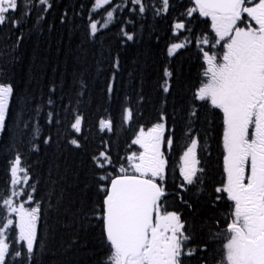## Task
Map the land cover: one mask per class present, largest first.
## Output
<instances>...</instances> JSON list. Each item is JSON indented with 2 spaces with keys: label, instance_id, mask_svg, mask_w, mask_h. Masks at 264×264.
Returning <instances> with one entry per match:
<instances>
[{
  "label": "snow or ice",
  "instance_id": "6c2138e0",
  "mask_svg": "<svg viewBox=\"0 0 264 264\" xmlns=\"http://www.w3.org/2000/svg\"><path fill=\"white\" fill-rule=\"evenodd\" d=\"M52 7L50 0H0V28L20 31L17 42L22 41V29L31 22L30 30H41ZM175 7L174 0L116 5L94 0L87 22L92 38L114 22L117 11L170 17L155 119L137 124L123 155L101 136L87 162L75 169L72 183H67L68 168L61 175L56 165L55 180L50 168L46 189L39 180L31 182L16 151L0 192V264H36L37 246L43 254L47 233L57 228L73 229L69 248H90L95 264H210L213 245L215 264H264V0H188L171 17ZM98 10L106 13L103 23L92 18ZM66 18L67 12L61 23ZM123 24L122 42L134 41L135 33L126 28L136 21ZM193 46L198 72L189 82L173 60ZM113 67L118 71V57ZM114 85L115 73L107 84L109 98ZM86 88L82 81L76 106L71 99L65 104L63 96L58 106L51 98L53 86L46 105L33 100L31 112L21 108L13 116L14 86L0 79V137H19L31 153H39L40 144L53 141L51 134L42 135L39 123L47 106L45 124L63 126L57 136L82 149L85 117L79 105ZM19 99L27 108L29 100ZM131 103L127 96L121 103V127L143 117L138 109L144 96L136 108ZM115 128L111 116L98 121L100 133ZM210 141H215V173L207 163L213 159ZM58 184L64 187L58 190ZM49 214L55 215L54 225Z\"/></svg>",
  "mask_w": 264,
  "mask_h": 264
},
{
  "label": "trees",
  "instance_id": "16d2710c",
  "mask_svg": "<svg viewBox=\"0 0 264 264\" xmlns=\"http://www.w3.org/2000/svg\"><path fill=\"white\" fill-rule=\"evenodd\" d=\"M53 7L45 13L46 22L42 24L39 31L30 30L31 22L22 31L24 38L17 42L20 31L13 30L9 26L0 28V79L11 82L15 89L12 101V114L23 108L25 112H31L35 104H45L49 98V90L55 86V94L51 97L59 106V98L64 97L67 104L69 99L76 106L77 93L80 91V83L86 85V91L80 98L82 103L79 110L83 113L85 120L81 142L82 149H75L68 145L63 135L57 136L59 131L64 133V127L45 124L44 113L51 109L43 108L40 118L42 135H52L51 145L40 144L39 153H31L29 145L22 143L17 137L15 141L9 137H0V192L6 187L9 180L8 162L16 151L22 153V167L28 168L32 177L31 182L40 181L41 188H49V169H52V179H57L56 165H59L61 175L65 168L69 169L67 183H72V176L81 162H87V156L100 144V138L111 139L113 151L123 150L126 143L130 142L132 130L137 124L154 120L155 109L158 107V93L156 81L161 74L165 60L166 44L171 39L169 29V18H154L149 11L145 18L129 16L128 11H117L114 13V22L109 23L106 29H100L95 38L87 35V22L89 9L94 0H50ZM146 3L151 0H145ZM121 0H114L113 5L120 4ZM176 7L171 12L174 17L177 12L182 11V4L188 0H174ZM84 6L83 8L81 6ZM129 3L127 8H131ZM67 12V18L61 23L60 17ZM106 13L98 10L93 19L103 23ZM34 19V16H33ZM132 19L136 21L135 27L128 25L126 30L135 33V40L122 42L119 34L124 27L123 20ZM157 36L160 37L157 43ZM183 39V36L180 37ZM119 58V69H114L113 64ZM176 66H182L185 79L189 82L195 80L198 66L195 60V47L181 50L173 60ZM115 73V91L109 98L107 84ZM145 98V103L139 107L143 117L137 119L131 127L120 126L119 109L121 103L127 96L131 100V106L137 107L140 95ZM20 97L29 100V105L24 108ZM128 106V105H125ZM63 116V113H61ZM111 116L116 121L113 133H100L98 121ZM27 119V116H25ZM36 123L35 119L31 121ZM23 128V125H21ZM83 137L87 138L85 142ZM25 136L24 140H30ZM212 145L213 159L207 161L210 171L215 173V141ZM11 146V151L9 150ZM215 178V177H214ZM64 187L58 184L57 188ZM43 194V191L41 192ZM225 210L226 209H222ZM50 225H54L55 215L49 214ZM41 235H44L41 229ZM48 247L43 254L37 246L36 264H95V258L90 257V248H69V242L73 238V229L57 228L55 232L47 233ZM83 242V238L81 240ZM210 249L209 262L212 260L214 249Z\"/></svg>",
  "mask_w": 264,
  "mask_h": 264
},
{
  "label": "bare ground",
  "instance_id": "6f19581e",
  "mask_svg": "<svg viewBox=\"0 0 264 264\" xmlns=\"http://www.w3.org/2000/svg\"><path fill=\"white\" fill-rule=\"evenodd\" d=\"M98 21V20H97ZM104 21V20H103Z\"/></svg>",
  "mask_w": 264,
  "mask_h": 264
},
{
  "label": "flooded vegetation",
  "instance_id": "af4514ba",
  "mask_svg": "<svg viewBox=\"0 0 264 264\" xmlns=\"http://www.w3.org/2000/svg\"><path fill=\"white\" fill-rule=\"evenodd\" d=\"M104 20V19H103Z\"/></svg>",
  "mask_w": 264,
  "mask_h": 264
}]
</instances>
